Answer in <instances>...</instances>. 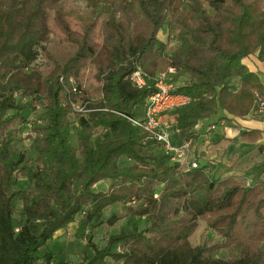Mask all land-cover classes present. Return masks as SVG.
<instances>
[{"label": "trees", "instance_id": "trees-1", "mask_svg": "<svg viewBox=\"0 0 264 264\" xmlns=\"http://www.w3.org/2000/svg\"><path fill=\"white\" fill-rule=\"evenodd\" d=\"M84 1L77 31L68 0H0V264H70L50 248L55 233L77 215L82 226L98 225L117 204L130 228L108 235L101 248L88 241L82 264H264V182L214 180L207 165L184 171L127 119L143 118L153 91L131 86L137 67L149 80L163 67L187 76L175 92L192 101L169 114L174 144L196 143V126L218 112L222 121L251 113L264 101V82L242 60L255 56L264 68V0ZM49 13L72 49L43 47ZM39 48L45 72L34 64ZM91 68L98 84L88 92ZM239 138L254 145L261 131ZM101 182L107 190L95 191ZM137 218L147 219L145 229ZM200 220L213 235L193 247ZM231 249L236 257H216Z\"/></svg>", "mask_w": 264, "mask_h": 264}, {"label": "rangeland", "instance_id": "rangeland-1", "mask_svg": "<svg viewBox=\"0 0 264 264\" xmlns=\"http://www.w3.org/2000/svg\"><path fill=\"white\" fill-rule=\"evenodd\" d=\"M244 2L248 3L251 1H259V0H243ZM68 3L72 4V11L74 12L73 16L69 18L68 22L70 24V27L77 31H82V23L80 20L76 18V14H79L82 18L85 17L87 14V8L85 5L84 0H68ZM70 4V6H71ZM48 24L51 30V35L49 38V41L43 45V47L51 52H66L70 49H72V45L68 43L64 37L59 32L58 28L53 22V15L52 13L48 14ZM98 25L95 29V33L98 32ZM168 38V27L165 26L158 34V39L162 43H166ZM98 40V37H96ZM176 45L174 40H171L169 43V46ZM39 56L34 63L35 66H37L41 71L45 72L47 69V60L44 57V54L42 52V49L39 48ZM242 63L246 64V67L250 70H253V72L258 73L259 76H261V79L264 82V70L262 67V64L256 59L255 56H249L248 58H245L242 60ZM166 67H163L162 70H164ZM161 70V71H162ZM94 69H88L85 72V80H84V89L88 92H91L94 87L97 86L98 81L94 77ZM187 79L186 75H182L178 77V74L176 77L172 79L174 85L181 86L185 80ZM232 86H237V81L232 82ZM28 118L31 120H35V115L32 113H29ZM217 117V116H216ZM221 117V116H220ZM215 118L217 122H221L222 120H219L220 118ZM214 118V117H213ZM229 123V121H225L224 124ZM214 125V124H213ZM216 125V124H215ZM196 132H198V128H195ZM29 130H24V134H26ZM212 131V130H209ZM74 129L70 135V144L72 146H75V136ZM29 141L26 140L23 142L22 149L26 153L27 157L30 158L32 156V152L28 150L27 147H29ZM198 142L192 144L189 156L190 158H194L196 161L201 159L202 153H200L196 148L198 147ZM202 143V142H201ZM122 166H126V161H120ZM108 183L107 182H101L97 184L93 189L95 191H105L107 190ZM111 215H115L117 218L116 222L109 226L107 225L106 221L109 219ZM81 216L77 215L75 218V221L66 229L60 230L55 233L53 241L50 243L51 250L60 258L64 259L66 262L70 264H82V255L83 252L88 248V241L95 244L98 248H101L104 246L106 238L108 235L120 232L121 230H128L130 228L129 218L125 215V206L121 204H117L115 206H112L108 209H106L103 212V218L102 222L98 225H81ZM137 224L139 229H145L147 227V219L146 218H137ZM213 235V233L207 229L206 223L204 220H200L198 222V227L195 230V232L191 235L189 238L191 246H198L202 243H204L206 240L210 239V237ZM214 238V237H213ZM264 250V243L261 246ZM237 256L236 250H222L219 253H217L216 257L219 259H227ZM107 264H115L108 260ZM119 264V263H117Z\"/></svg>", "mask_w": 264, "mask_h": 264}, {"label": "crops", "instance_id": "crops-1", "mask_svg": "<svg viewBox=\"0 0 264 264\" xmlns=\"http://www.w3.org/2000/svg\"><path fill=\"white\" fill-rule=\"evenodd\" d=\"M224 115L218 112L214 118L203 120L196 126L199 136L196 150L202 153L199 165H207V171H211L214 180L236 177L264 182V120L249 113L244 118L227 115L230 119L227 124L216 121L215 118ZM161 119L167 121L171 117L167 114ZM211 126L214 129L209 131ZM246 130L261 131V139L254 145L243 143L239 136Z\"/></svg>", "mask_w": 264, "mask_h": 264}, {"label": "built area", "instance_id": "built-area-1", "mask_svg": "<svg viewBox=\"0 0 264 264\" xmlns=\"http://www.w3.org/2000/svg\"><path fill=\"white\" fill-rule=\"evenodd\" d=\"M177 70L174 67H167L159 71L149 80L137 67L128 77L131 86L135 89L152 87V94L148 97L144 116L141 120L127 118L134 127L140 128L146 138L155 142L164 155L169 157L171 164H179L184 171L196 169L199 167L198 161L190 158L189 152L192 146L191 140H187L180 145L174 144L173 134L178 129H173V119L164 121L162 116L170 114L174 110L189 104L192 100L190 97L176 93L177 86L172 79L176 76ZM74 111L82 112L83 108L79 104L72 105ZM253 116L264 115V101L257 99L254 109L251 111ZM214 126L209 127L213 130ZM246 186L251 184V180L244 179Z\"/></svg>", "mask_w": 264, "mask_h": 264}]
</instances>
